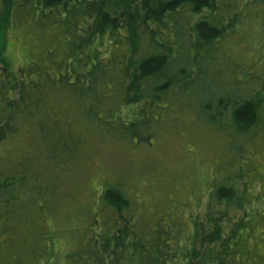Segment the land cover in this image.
Listing matches in <instances>:
<instances>
[{"label":"trees","instance_id":"trees-1","mask_svg":"<svg viewBox=\"0 0 264 264\" xmlns=\"http://www.w3.org/2000/svg\"><path fill=\"white\" fill-rule=\"evenodd\" d=\"M254 20L264 44V0H0V28L35 39L16 74L0 65V264H256L242 168L217 177L190 234L137 221L121 183L82 204L69 177L95 139L150 145L189 112L231 151L264 141V80L219 63ZM57 213L75 224L57 237L77 243L61 255L41 221Z\"/></svg>","mask_w":264,"mask_h":264},{"label":"rangeland","instance_id":"rangeland-1","mask_svg":"<svg viewBox=\"0 0 264 264\" xmlns=\"http://www.w3.org/2000/svg\"><path fill=\"white\" fill-rule=\"evenodd\" d=\"M256 25L258 23L254 20L246 26V33L252 31L251 36L248 34L249 40L236 36L227 42L226 50L219 54V63L229 65L228 76L231 80H240L238 66L253 73V78L259 81L258 90L264 80V44ZM1 27L0 65L16 74L19 66L34 56L35 39L24 31L9 28L7 24ZM254 28L256 30L253 31ZM255 86L254 82L246 79L240 85V93L248 94ZM179 117L182 119L179 122H176V118L172 119L167 130L150 145L106 143L95 139L85 152V157L69 172L76 199L80 201L81 198L85 205L87 201L93 203L105 186L121 183L137 221L152 222L162 218L168 223L170 217L190 234V218L194 214H205L206 194L217 177L228 173L229 166L231 171L242 168L247 175L245 181L238 180L239 190L251 201L259 196L255 209L261 214L251 227L249 245L253 256L250 261L264 264V141L256 140L244 145L240 151H231L232 145L220 131L199 126L202 124L196 122L190 112ZM260 131L264 134V126L260 127ZM233 173L235 176L238 174ZM224 211L231 213L230 208ZM56 215L53 214L57 222L52 218L41 221L44 229L51 232L45 237L55 242V249L61 255L69 249L75 250L77 243L68 232L63 236L65 238H58L56 234L72 231L75 224L70 220L65 222L60 213ZM85 221L81 220L79 225L86 227ZM11 247L13 245L7 249ZM11 253V250L8 255L3 252L4 258L8 260ZM59 259L60 263L63 259L61 256Z\"/></svg>","mask_w":264,"mask_h":264}]
</instances>
